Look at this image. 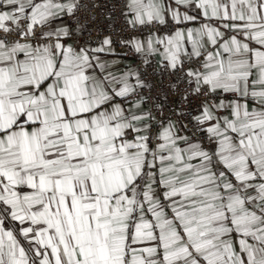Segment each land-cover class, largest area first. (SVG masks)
Returning a JSON list of instances; mask_svg holds the SVG:
<instances>
[{
    "label": "snow or ice",
    "instance_id": "6c2138e0",
    "mask_svg": "<svg viewBox=\"0 0 264 264\" xmlns=\"http://www.w3.org/2000/svg\"><path fill=\"white\" fill-rule=\"evenodd\" d=\"M0 264H264V0H0Z\"/></svg>",
    "mask_w": 264,
    "mask_h": 264
}]
</instances>
